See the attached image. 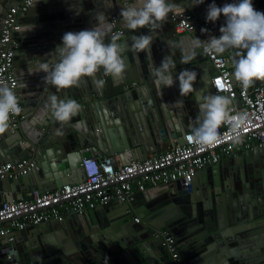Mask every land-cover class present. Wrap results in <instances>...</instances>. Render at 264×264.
<instances>
[{
    "label": "water",
    "instance_id": "1",
    "mask_svg": "<svg viewBox=\"0 0 264 264\" xmlns=\"http://www.w3.org/2000/svg\"><path fill=\"white\" fill-rule=\"evenodd\" d=\"M98 1L104 6L110 0ZM111 1L112 11L100 12L107 19L112 13L119 17L121 9L130 4L139 6V0ZM16 2L0 0V28L3 12ZM82 2L85 0H36L25 14L30 16L41 8L38 25L21 26L17 36L14 58H27L26 69L16 75L24 118L15 129L8 127L0 133V164L17 162L30 154L35 166L25 175L0 179V205L29 199L35 191L82 181L85 176L79 163L86 147L98 159L107 156L113 160L119 154L128 163L158 153L162 143L183 144L185 134L196 123L191 116L198 113L200 117L204 97L217 95L211 84L214 68L202 49L193 57L191 41L195 37L203 41L202 33L208 39L219 37L225 18L221 15L215 22L207 21V8L213 2L222 7L237 0H204L202 4L170 0L184 11H192V31L176 34L170 13L152 30L155 36L150 57L130 47L131 36L149 32V28L128 30L120 16L118 42L129 44L122 53L126 65L123 78L104 76L101 70L97 73V78L105 81L101 89L94 86L91 77H83L77 85L57 90L44 83L45 73H29V69L62 44L65 32L91 29L98 21L92 15L87 19L86 14L83 21L65 28H42L39 24L50 17L46 11L51 4L81 6ZM253 5L264 12V0H253ZM56 15L63 17L61 12ZM203 22L207 23L206 31H202ZM109 40L105 38L106 43ZM236 51L222 54L229 58V67ZM166 56L176 64L172 71L175 82L172 87L159 88L151 68L160 66ZM182 57L190 62H182ZM184 70L196 74L193 90L186 96L181 95L177 79ZM253 84L264 86V80ZM50 95L60 100L78 98L80 111L64 123L50 112L38 119ZM157 187L135 191L122 203L109 202L18 230L20 234L15 232L13 241L0 236V264H264V147L244 150L231 167L223 160L207 165L188 185L179 179ZM164 228L175 238L177 261L162 247L159 231ZM47 231H52L51 235Z\"/></svg>",
    "mask_w": 264,
    "mask_h": 264
},
{
    "label": "built area",
    "instance_id": "2",
    "mask_svg": "<svg viewBox=\"0 0 264 264\" xmlns=\"http://www.w3.org/2000/svg\"><path fill=\"white\" fill-rule=\"evenodd\" d=\"M36 0H17L3 15L0 28V84L13 87L20 106L18 114H10L9 126L15 129L22 114L21 99L16 91L14 57L18 48L21 18ZM176 34L190 32L193 13L171 14ZM112 33L122 34L116 15L109 17ZM207 23L203 22V29ZM202 49V48H201ZM203 51V49H202ZM204 53V52H203ZM214 68L211 84L216 94L223 93L230 103L227 105L229 118L217 129V139L208 144H198L191 138V131L184 136L183 144L177 141L159 151L128 163H115L110 157L98 159L90 148H84L80 166L84 179L66 183L52 190L35 191L29 199L3 201L0 205V236L13 241L15 231L37 226L51 220H62L66 214L81 213L109 202L128 201L134 190L142 191L148 186L174 182L181 179L188 185L196 172L207 165L219 163L221 158L235 151L264 147V86L253 84L248 88L233 79L229 58L205 54ZM245 119L241 123L239 116ZM87 153V154H86ZM35 166V160L24 157L17 162L0 164V179L25 175ZM137 221L138 218H135ZM162 247L173 261L178 260L175 238L168 229H161Z\"/></svg>",
    "mask_w": 264,
    "mask_h": 264
},
{
    "label": "clouds",
    "instance_id": "3",
    "mask_svg": "<svg viewBox=\"0 0 264 264\" xmlns=\"http://www.w3.org/2000/svg\"><path fill=\"white\" fill-rule=\"evenodd\" d=\"M204 0H195L202 4ZM183 13L184 9L170 0H139V6L128 5L121 9L122 25L133 32L139 28L155 29L159 22L167 19L170 13ZM223 15L225 23L219 29V37L210 36L207 42L194 38L191 41L193 57L197 49H203L204 54L222 55L230 49L238 50L231 58L232 76L244 88L253 85L257 80H264V12L254 8L253 0H237L218 7L214 2L206 12V20L215 22ZM98 23L91 29L78 32L68 31L62 36V44L45 60L37 59L34 68L29 73L43 72L44 83L51 84L57 90L77 85L81 78L91 77L97 89L104 87L105 81L97 78V73L103 70L104 76L122 79L126 70L122 53L129 47L127 42L121 44L120 33H112V26L104 14L96 16ZM202 31H206L202 29ZM110 37L109 42L105 38ZM151 35H132L130 47L138 53L151 52ZM182 62H190L182 57ZM176 67L171 56H166L160 66L151 68L154 82L159 86L172 87L173 69ZM196 78L194 72L181 71L177 77L182 96L193 90ZM227 97L207 95L199 105L200 117L192 127L191 138L198 144L212 143L217 139V129L222 121L229 118ZM17 95L12 86L0 84V133L9 126L10 114L20 112ZM80 105L75 99L60 100L56 95H50L45 104L43 118L51 113L56 121L68 122L78 114ZM238 119L242 123L244 116Z\"/></svg>",
    "mask_w": 264,
    "mask_h": 264
},
{
    "label": "crops",
    "instance_id": "4",
    "mask_svg": "<svg viewBox=\"0 0 264 264\" xmlns=\"http://www.w3.org/2000/svg\"><path fill=\"white\" fill-rule=\"evenodd\" d=\"M100 3L101 2L98 1V0H92V1L91 0H85V2H82V5L81 6H80V4H78V5L77 4H72V5H70V4L69 5H63L62 4L61 5L59 3L58 4H55V5H52L51 4L49 6V10L46 11V15L49 14L50 17L45 18L43 21L42 20H39V22L42 21L39 25L42 28H45V27H50V28H54V29H56V28L57 29L58 28H65L64 26H66V25L69 26L71 24H76V23H79V22L83 21L84 18L82 19V15H86L87 14V19H89L90 18L89 15L97 16L99 14H102L100 12H102L104 10L105 11H112L111 10L112 9V6H111L112 1L111 0L108 3H106L104 6H99ZM58 6H60V9L57 8ZM43 9H46L45 6L43 7ZM57 12H61V14H62L63 17L62 18H58V15H56ZM39 13H41V8H39V10L36 11V12L34 11L33 14L30 15V16H23L21 18V21H20L22 27L23 28H26V27L32 28V27L38 25V23H36V22H38V19L41 18V16L39 18ZM111 15H116V14H113L112 13V14L108 15V19H109V17ZM119 18H120V16L118 17V19ZM22 22H27V23H26V25H24ZM118 22H119V20H118ZM121 29H122V27H121ZM186 33H188V32L180 33L178 35H184ZM144 34L151 35L152 37L155 36V34L152 31L151 32L150 31L149 32H145ZM136 35H138V34L136 33ZM200 35H201V38H202L203 41H207L208 40L207 36L204 35L203 33L200 34ZM155 51H157V47H155ZM142 54H144V55H142L143 57L144 56L150 57L151 52L150 53L143 52ZM26 61H27V58L26 57H23L20 61L18 59H15L14 60L15 72L17 71L15 73V75H17L18 73L22 72L23 69H26V66H27L26 65ZM16 69H18V70L21 69V70L18 71ZM41 75H42V72H41ZM42 78H44V77H42ZM17 82H19V80H17ZM17 88L18 87H16V89ZM71 99H73V98H71ZM74 99L78 102V98H74ZM22 109H23V107H22ZM191 117H192V120L193 121H196L197 118L199 117V114L198 113H193V116H191ZM189 121H190V119H189ZM186 123L189 124L188 120L186 121ZM168 146H170L168 143H162V144H160V146H159L160 147V151L163 150V149H165ZM243 151L244 150H242V151H235L232 155L221 158L220 161L223 160L225 162V166L231 167L233 165V160L236 159V161H237L239 155ZM27 157H30V154H28ZM113 161L115 163H127L125 158L119 157V154H115V156L113 158ZM146 189H155L156 190V189H159V188L157 187V185H154V186L151 185V186H148ZM135 191H137V190H134L133 192H135ZM0 199H1V196H0ZM15 232H17V234H20V233H18L19 231H15ZM46 233L48 235H51L52 231H47Z\"/></svg>",
    "mask_w": 264,
    "mask_h": 264
},
{
    "label": "flooded vegetation",
    "instance_id": "5",
    "mask_svg": "<svg viewBox=\"0 0 264 264\" xmlns=\"http://www.w3.org/2000/svg\"><path fill=\"white\" fill-rule=\"evenodd\" d=\"M165 253H166V255H167L169 258H171L170 255H169L167 252H165ZM171 260H172V259H171ZM172 261H173V260H172Z\"/></svg>",
    "mask_w": 264,
    "mask_h": 264
}]
</instances>
